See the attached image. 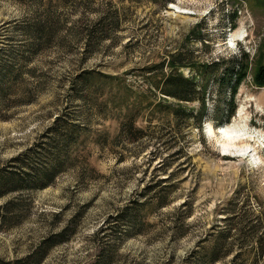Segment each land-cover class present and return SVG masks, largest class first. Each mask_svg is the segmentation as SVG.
Segmentation results:
<instances>
[{"label": "rangeland", "instance_id": "1", "mask_svg": "<svg viewBox=\"0 0 264 264\" xmlns=\"http://www.w3.org/2000/svg\"><path fill=\"white\" fill-rule=\"evenodd\" d=\"M252 3L0 0V64L18 72L26 90L13 85L0 102V167L30 148L37 153L22 157L25 163H45L48 140L67 159L48 186L0 197V204L17 194L23 199L15 207L18 222L0 227V257H24L49 232L71 224L40 264H88L103 245L113 250L109 264H264V86L252 80L264 63V3ZM240 49L250 70L228 121L214 124L227 93L220 95L213 81L201 130L193 117L162 109L176 104L157 87L171 56L191 64ZM178 70L194 73L189 65ZM207 123L216 136H208ZM66 125L76 135L70 147L63 143ZM228 126L260 141V163L222 154L216 132ZM164 185L165 206L139 212L140 230L113 220L125 206L136 211L133 201L148 187L152 195ZM109 221L114 227L101 231ZM234 225L229 253L218 261L192 253L214 228Z\"/></svg>", "mask_w": 264, "mask_h": 264}, {"label": "trees", "instance_id": "2", "mask_svg": "<svg viewBox=\"0 0 264 264\" xmlns=\"http://www.w3.org/2000/svg\"><path fill=\"white\" fill-rule=\"evenodd\" d=\"M250 2H254L252 4L261 5L264 3V0H250ZM234 19V17L231 18L230 28L232 29L236 26ZM239 51L238 54L229 55L227 58L212 59L207 62L201 61L191 64L181 63L178 61L177 57L171 56L167 64L170 70L162 75L160 86L157 87L159 88V93H161L164 98H173L176 100V104L167 103L162 109L166 111L171 109L174 117H179L180 112H182L185 118L193 117L201 130V121L207 111L206 94L213 81L217 83V90L220 95L227 93L225 102L216 106L215 118L213 119L214 124L220 125L223 121H228L236 109L234 96L236 95L239 85L243 82L250 70L247 52L242 49ZM186 65L194 69L193 74L185 76L182 74V71L178 70L180 66L183 67ZM153 67L155 66L151 68ZM83 72L91 73L89 71ZM18 76L19 73L11 69L8 65L0 64V102L11 92L10 90L13 85L20 86L18 89L19 92L26 91L25 87H22V84L20 85L18 83ZM252 80L256 86H264V63L255 67L252 72ZM195 101L199 103L197 106L193 105L191 107H186V105H182L190 104ZM194 109L195 112H193ZM54 122V131L57 132L58 130L56 127L58 118H56ZM127 123L129 130H131L134 127L133 120L129 119ZM73 129L74 128L69 125L64 127L66 138L63 143L68 145V147L75 143L76 135ZM48 143L50 144L46 149L48 151L46 152L48 158L43 164L32 165L28 162L25 163L26 161L23 160L22 157L26 158L27 155L30 157L32 154L37 153V149L30 148L23 153L11 157L0 167V197L21 191L25 188H44L52 183L54 177L60 172L64 161L67 159L61 157V148L58 144L54 143L51 145L50 140H48ZM40 144L41 143H39L38 146H40ZM164 186L166 187H161L160 190L152 192V195L150 192L153 191L154 186L148 187L141 195V199H135L133 201V206L137 209L136 211H128V206H125L124 209L117 213L116 218L113 220L125 222L132 229L135 227L136 230H140L142 219H139V212H148L165 206L166 195L162 192V189L168 188L167 193L170 191L168 185ZM22 200V196L17 194L16 196L9 197L5 202L0 204V227H7L18 222L16 221L18 213L15 207H17ZM234 216L235 215H232L225 219L231 220L234 219ZM113 220H111L112 223ZM112 223L109 221L102 225L100 228L101 231L113 228L114 226H112ZM70 226L71 224H67L58 231L49 232L36 244L34 249L24 257L11 260H5L0 257V264H40L53 246L67 239ZM236 226L237 225L228 228H214L215 230L207 233L198 241V248L192 250V253L196 254L195 251L199 250L197 252L202 253V257L207 263L218 261L223 254L229 253L230 249L229 247L225 249V245L228 243L231 244L230 241L228 242V237H232L236 230H238ZM240 230L241 228L239 231ZM210 236L214 238L210 240ZM206 242L209 243L208 246H204ZM98 249L97 258L88 264H109L113 258V250L108 249L105 251L104 245L102 247L100 246Z\"/></svg>", "mask_w": 264, "mask_h": 264}, {"label": "bare ground", "instance_id": "3", "mask_svg": "<svg viewBox=\"0 0 264 264\" xmlns=\"http://www.w3.org/2000/svg\"><path fill=\"white\" fill-rule=\"evenodd\" d=\"M242 111L243 109L239 111L238 115H241ZM206 133L208 134V136L215 135L214 130L212 129L211 125L208 123L206 126ZM216 133L219 134L217 141L219 143L222 154L224 155L237 154L243 157L250 156L251 162L260 163L261 159L257 155L256 147H255L257 144L260 143V141H258V139H255L254 136L247 133V131L245 132L243 127L242 128L229 127V126L222 127L219 128V131Z\"/></svg>", "mask_w": 264, "mask_h": 264}]
</instances>
